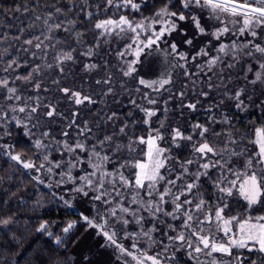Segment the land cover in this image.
<instances>
[{
	"label": "snow or ice",
	"instance_id": "1",
	"mask_svg": "<svg viewBox=\"0 0 264 264\" xmlns=\"http://www.w3.org/2000/svg\"><path fill=\"white\" fill-rule=\"evenodd\" d=\"M147 3L22 0L15 22L0 23V158L11 165L0 184L20 177L19 190L26 178L65 209L88 205L57 231L38 223L53 246L33 261L70 264L59 252L79 223L115 264H264V120L240 132L224 112L225 101L264 105L253 101L264 89V0H159L145 15ZM70 76L81 83H62ZM177 110L207 116L185 129L167 123ZM17 130L22 141L8 142ZM19 222L0 215L14 240Z\"/></svg>",
	"mask_w": 264,
	"mask_h": 264
},
{
	"label": "trees",
	"instance_id": "2",
	"mask_svg": "<svg viewBox=\"0 0 264 264\" xmlns=\"http://www.w3.org/2000/svg\"><path fill=\"white\" fill-rule=\"evenodd\" d=\"M22 0H0V7L4 9V13L0 14V23L4 20H8L9 23H14L13 17L18 15L15 13L14 6L20 4ZM23 2L30 3L31 0H23ZM49 0H39V3H48ZM156 4L159 7V0H148L147 6L143 9L145 15L152 11V5ZM191 34V33H190ZM91 34L89 33V38ZM201 40L207 39L201 37ZM76 69H73V74L76 73ZM62 83L68 84H80L81 81L78 79L74 80L72 76L67 81ZM122 100L126 101V97H121ZM253 101L259 105L260 101H264V89L257 87L253 92ZM208 103L205 102L207 107ZM226 105L231 106V102L225 101ZM224 107V112L228 113L235 122V128L240 132H246L249 130L252 122H259L264 120V105L260 107H250L248 112H240L239 110L231 107ZM61 108L67 111L65 104H61ZM170 109H177V102L172 100L169 104ZM134 114L137 121L141 120L142 113L135 110ZM84 115L91 119V115L84 113ZM94 115V114H92ZM207 116V113H196L190 115L187 110H184L183 115L179 114V111H170L168 114L167 123H178L187 129L189 121H195L200 119L203 121ZM219 119V116L217 117ZM155 119V118H154ZM43 124L47 122L42 121ZM59 123V122H58ZM55 126V125H54ZM175 126V124H173ZM220 127V125H217ZM59 129H57L58 131ZM135 131L140 134H144L146 129L140 125H137ZM22 141V137L18 135V130L13 131V135L8 142ZM21 148L27 151L29 156L32 152L27 149V142H22L17 150ZM174 155H179L181 159L187 158L190 154V149H184L177 152L173 149ZM0 168H4V172H0V175H7L11 171V165L5 166V160L0 158ZM22 175V174H21ZM20 183V177H14L11 182H4L0 184V202L6 201V203L0 204V215H6L9 212L14 213L17 219L20 221L14 229L15 235L18 239H13L12 234H4V230L0 229V256L4 257L2 264H8V261H15L16 264H35L33 257L39 250H44L53 245L50 242V238L44 235H40L34 231L35 227L41 220L52 221L56 227L52 230L57 231V228L67 220H79V216L76 212L88 213V205L77 200L75 202L74 209H65L60 202L54 201L50 195L49 190L44 186H39V193L34 190V186L30 181L25 178V186L23 189L17 188ZM206 191L211 194V188L206 186ZM15 193V195H12ZM21 198L23 203H21ZM42 199L44 201V207H35V199ZM233 207L240 209V204H234ZM27 222V223H25ZM59 234V233H58ZM66 248H61L59 256L65 260L70 261V264H115L114 256L111 249H101L100 245L103 243V238L98 237L94 230H85L82 224H77L76 230L71 233L67 239ZM127 243V242H125ZM87 256L88 260L85 261L83 258ZM183 264H187V258L184 257Z\"/></svg>",
	"mask_w": 264,
	"mask_h": 264
},
{
	"label": "rangeland",
	"instance_id": "3",
	"mask_svg": "<svg viewBox=\"0 0 264 264\" xmlns=\"http://www.w3.org/2000/svg\"><path fill=\"white\" fill-rule=\"evenodd\" d=\"M174 37H175V34H174ZM177 39H179V37H176Z\"/></svg>",
	"mask_w": 264,
	"mask_h": 264
}]
</instances>
